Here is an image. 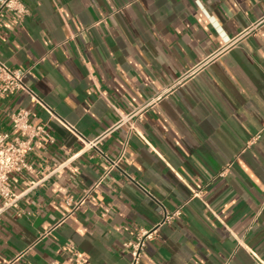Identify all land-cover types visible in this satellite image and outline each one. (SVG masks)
I'll use <instances>...</instances> for the list:
<instances>
[{
	"label": "crops",
	"instance_id": "crops-1",
	"mask_svg": "<svg viewBox=\"0 0 264 264\" xmlns=\"http://www.w3.org/2000/svg\"><path fill=\"white\" fill-rule=\"evenodd\" d=\"M20 1L0 60L46 108L4 98L0 131L25 108L46 135L10 178L0 264H130L176 212L140 264H264V24L244 35L264 0Z\"/></svg>",
	"mask_w": 264,
	"mask_h": 264
},
{
	"label": "built area",
	"instance_id": "built-area-1",
	"mask_svg": "<svg viewBox=\"0 0 264 264\" xmlns=\"http://www.w3.org/2000/svg\"><path fill=\"white\" fill-rule=\"evenodd\" d=\"M56 2L57 0H53ZM11 12L20 20L28 15V9L20 0H0V13ZM264 24V20L254 24L249 31L244 35H250L252 31L258 29ZM25 72L19 69H12L10 66L0 60V100L18 94L21 91L29 92L33 99L46 108L41 100L27 88L24 83ZM160 96L156 98L159 99ZM143 107L142 109H144ZM133 114L128 116L131 119ZM12 132L0 131V199L2 206L0 207V219L3 213L11 208H17L19 196L13 191L10 178L15 174H34V168L28 162V156L33 151V146L36 141L46 135V130L43 126L36 125L31 121V112L25 108H19L10 116ZM70 130L80 139L85 142V147L94 149L97 141H84V137L78 133L73 127ZM120 160L112 162L111 166L105 171L103 178L108 176L113 170L120 169ZM64 164H58L54 170H58ZM223 175V173L221 174ZM34 184V183H32ZM100 184V183H99ZM98 184V185H99ZM178 213H166L164 219L158 223V226L153 230H142L137 234L136 240L126 244L130 249L131 262L130 264H140L146 243L151 240L156 233L158 227L170 222Z\"/></svg>",
	"mask_w": 264,
	"mask_h": 264
}]
</instances>
